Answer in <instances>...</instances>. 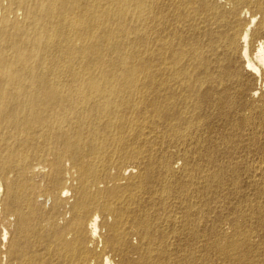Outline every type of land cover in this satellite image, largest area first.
<instances>
[{
	"label": "bare ground",
	"instance_id": "1",
	"mask_svg": "<svg viewBox=\"0 0 264 264\" xmlns=\"http://www.w3.org/2000/svg\"><path fill=\"white\" fill-rule=\"evenodd\" d=\"M0 264H264V0H0Z\"/></svg>",
	"mask_w": 264,
	"mask_h": 264
},
{
	"label": "rangeland",
	"instance_id": "2",
	"mask_svg": "<svg viewBox=\"0 0 264 264\" xmlns=\"http://www.w3.org/2000/svg\"><path fill=\"white\" fill-rule=\"evenodd\" d=\"M215 125H216V123H215ZM228 231H229V225H228Z\"/></svg>",
	"mask_w": 264,
	"mask_h": 264
}]
</instances>
